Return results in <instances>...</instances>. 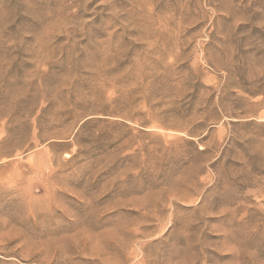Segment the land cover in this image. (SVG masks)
Segmentation results:
<instances>
[{
  "label": "rangeland",
  "instance_id": "1",
  "mask_svg": "<svg viewBox=\"0 0 264 264\" xmlns=\"http://www.w3.org/2000/svg\"><path fill=\"white\" fill-rule=\"evenodd\" d=\"M0 264H264V0H0Z\"/></svg>",
  "mask_w": 264,
  "mask_h": 264
}]
</instances>
